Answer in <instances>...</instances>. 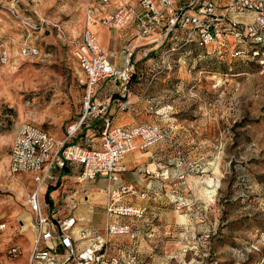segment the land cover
<instances>
[{
  "label": "rangeland",
  "instance_id": "obj_1",
  "mask_svg": "<svg viewBox=\"0 0 264 264\" xmlns=\"http://www.w3.org/2000/svg\"><path fill=\"white\" fill-rule=\"evenodd\" d=\"M108 1L101 7L88 0H0V37L8 56L0 64V264H25L34 238L24 214L34 225L26 195L36 185L31 174L10 172L12 142L23 124L60 139L79 122L88 87L73 52L89 5L95 22L103 24L106 15L93 13ZM226 2L218 0L215 10L223 23L252 22L248 14L227 13ZM135 31L132 38L140 43L124 41L117 58L121 66L129 46L133 69L124 100L135 101L126 111L141 118L131 125L153 124L162 137L148 146L157 145L156 166L135 167L155 192L141 199L147 203L129 205L143 208L141 216L116 219L130 226L133 237L109 236L107 197L101 207L96 231L109 245L108 254L119 256L121 264H264V63L253 58L250 43L227 33L204 47L171 50L168 43L157 45V34L144 38ZM24 47L35 50L26 56ZM235 50L243 54L234 56ZM112 81L99 80L93 95L100 85L95 98L115 99V111L125 112ZM92 133L96 141V128ZM87 184L72 178L67 185L77 190ZM120 201L134 203L125 196ZM13 246L18 254L9 257Z\"/></svg>",
  "mask_w": 264,
  "mask_h": 264
},
{
  "label": "built area",
  "instance_id": "obj_2",
  "mask_svg": "<svg viewBox=\"0 0 264 264\" xmlns=\"http://www.w3.org/2000/svg\"><path fill=\"white\" fill-rule=\"evenodd\" d=\"M88 1H97L103 7L108 0ZM217 2L218 0L121 2L113 13L104 17L102 23L109 28L119 29L136 22L140 36L146 38L157 34V45L168 43L171 50L182 45L189 47L191 44L204 47L215 42L217 36L223 41L224 33H227L238 43H250L253 46L251 55L263 64L264 53L259 54V50L264 47V0H227L224 4L227 13L248 14L252 16V22L230 20L226 24L215 14ZM91 6L93 4H90L86 11L87 24L96 23L91 13ZM44 22L45 20H42L41 23ZM53 27L58 26L54 24ZM34 50L24 47L22 53L27 56ZM131 52L129 46H125L122 65L115 67L107 54L99 48L96 34L86 26L73 52L86 74L88 87L79 122L70 126L66 130L65 138L60 139L42 129L23 124L13 140L9 153L10 172L29 173L36 185L35 189L26 195L27 206L34 215V238L25 264L122 263L119 256L108 254L109 245L101 239L90 246L77 249L71 240V228L75 219L73 217L60 219L54 213L50 216L44 214L45 204L40 197V191L48 184L57 181L54 173L57 169L70 167L73 164L80 166L75 176L78 182L106 178L109 182L103 190L108 200L105 206L106 231L109 236L124 234L133 237L130 226L116 219L121 215L141 216L144 209L121 205L120 199L127 193H133L134 190L127 186L114 188L110 184L117 182L123 172V159L126 154L136 148H147L158 141L162 133L157 126L148 123L131 126L115 125L106 113V106L94 103L91 99L96 83L109 78L119 86L121 100H118V108L123 110L127 107L128 103L124 98L130 91L129 80L133 69L130 62ZM232 53L234 56L243 54L238 50ZM7 60V52L0 37V64L6 63ZM97 119L102 120L97 145L90 144L89 147H83L69 142V138L79 126ZM136 140L139 142L137 143ZM64 207H73V205L66 202ZM3 227L4 225L1 224L0 228ZM97 237L95 230L81 229L78 232L79 240ZM53 241L61 243L65 250L63 254H58L54 249L47 247L46 244ZM7 254L9 257H16L17 247L8 249Z\"/></svg>",
  "mask_w": 264,
  "mask_h": 264
},
{
  "label": "crops",
  "instance_id": "obj_3",
  "mask_svg": "<svg viewBox=\"0 0 264 264\" xmlns=\"http://www.w3.org/2000/svg\"><path fill=\"white\" fill-rule=\"evenodd\" d=\"M121 2L133 3L134 0H109L107 6H105L104 9L101 10L95 8L93 14L96 17L105 16L109 13H112ZM134 26H135L134 24L131 25L128 24L127 26L121 29H111L104 26L100 22H96L90 26V30H92V32H94L97 36L98 45L106 53L109 54L110 62L115 67H120V65L117 64V58L119 60L121 57L120 49L122 44L124 43V41H129L130 39H133L132 37L136 32L135 31L136 26L135 27ZM132 41L135 44L140 43L139 38H134ZM119 55L120 57H118ZM113 84L115 83L113 82ZM99 87L100 85L96 86L94 95L91 97V99L94 103L106 106V113L110 117H112L113 123L115 125L128 126L133 123H136V121H141V118L131 117L130 112L126 111L131 107L130 104H132V102L134 103L135 101L134 98L132 97L129 98L128 103L130 106L124 109L125 112L115 111V105H116L114 102L115 99L108 98V99L98 100L97 98H95L96 91L98 90ZM129 93L127 94L126 98L128 97ZM119 98L121 97L119 96ZM119 98L117 100H119ZM101 127H102L101 119H97L90 123L83 124L82 126L78 127L74 135L70 138L71 141L69 140V142L78 144L77 143L78 141H75V139L77 138L78 140H83V143L84 144L86 143V145H90V144L95 145L98 143V139L96 141H93V139H91V136H93L94 134L92 133V131L96 128V132L99 134ZM136 142L138 143L139 140H136ZM158 156H159V152L157 151V145L152 147H147L143 150L135 149L125 155L123 159L124 170L120 174L118 181L110 185H112V187L114 188L119 186H127L133 189L134 193L137 192L136 193L137 197L132 198V195H130L131 193L125 195V199L134 201V203L131 201L125 204L126 206L145 204L148 202V200L147 199L141 200V199H144L145 195L147 194L150 195L155 192L154 191L155 189L152 187V182L149 185H146L147 182L141 181L139 179L138 174L135 173V167L139 165H144L147 167H152V166L155 167L156 161L158 160ZM57 170L59 174L56 173L55 174L57 177L56 182H58V186L49 192L50 203L48 202L46 203L44 201L45 187L42 188L40 191V197L45 204V208L47 207L50 211V213L48 214L46 209L44 208V214L50 216L52 213H54V215L60 219L73 217L75 219V222H74V226L71 228V240L77 249L85 248L95 243L97 240L101 239L102 237L101 234L99 235V231L97 230V235H98L97 238L79 240L78 232L81 229L96 231V228L98 229L101 227L100 222L103 221V216H102L103 213L101 212V207L105 205V200H106V194L103 190L104 188H106L107 185H109V182L107 181L106 178L100 177L88 181L87 185L80 187L76 190L74 188H71L67 184L72 180V178L75 179L76 175L74 174L75 173L77 174L79 172L80 166L73 164L70 167H64ZM70 170H72V172ZM52 186H54V184ZM138 195L140 196V199L138 198ZM71 197L73 200L71 199ZM66 202L69 203V205H73V207H64ZM124 219L125 218H123V220ZM119 222L121 223V221ZM31 225L33 227V224ZM46 245H50L49 248L54 249V251L57 252L58 254H63L65 251L59 241L49 242ZM143 251L144 248L142 252Z\"/></svg>",
  "mask_w": 264,
  "mask_h": 264
},
{
  "label": "trees",
  "instance_id": "obj_4",
  "mask_svg": "<svg viewBox=\"0 0 264 264\" xmlns=\"http://www.w3.org/2000/svg\"><path fill=\"white\" fill-rule=\"evenodd\" d=\"M99 135V134H98ZM72 143V142H70ZM58 186V182L54 183V186H45L44 201L50 203L49 192Z\"/></svg>",
  "mask_w": 264,
  "mask_h": 264
},
{
  "label": "bare ground",
  "instance_id": "obj_5",
  "mask_svg": "<svg viewBox=\"0 0 264 264\" xmlns=\"http://www.w3.org/2000/svg\"><path fill=\"white\" fill-rule=\"evenodd\" d=\"M94 23H88L87 24V27L90 29V26L93 25ZM24 220L26 221V226L27 225H31L30 223V217H29V214L28 213H25L24 214Z\"/></svg>",
  "mask_w": 264,
  "mask_h": 264
}]
</instances>
